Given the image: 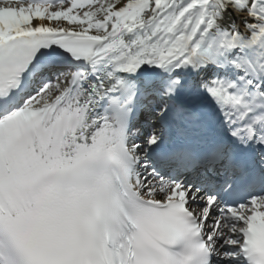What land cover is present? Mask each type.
<instances>
[{"label": "snow or ice", "instance_id": "snow-or-ice-1", "mask_svg": "<svg viewBox=\"0 0 264 264\" xmlns=\"http://www.w3.org/2000/svg\"><path fill=\"white\" fill-rule=\"evenodd\" d=\"M146 95L223 139L141 157ZM0 264H264V0H0Z\"/></svg>", "mask_w": 264, "mask_h": 264}, {"label": "bare ground", "instance_id": "bare-ground-1", "mask_svg": "<svg viewBox=\"0 0 264 264\" xmlns=\"http://www.w3.org/2000/svg\"><path fill=\"white\" fill-rule=\"evenodd\" d=\"M247 20L248 23H253L255 21L249 19L247 17V13H235L233 11H229L228 13L225 14L224 19L220 21L221 26L225 29H231L232 26H235L236 29L243 35H250V31L245 27V21ZM58 69H53V72L57 71ZM55 93V92H54ZM152 100H155L154 102L160 101L159 97L150 95L148 99L145 100V105H146V111L145 114L146 116L150 115L154 109H151L149 104L151 103ZM141 107H144L141 105ZM143 149V147H142ZM206 178H201L200 180H203ZM208 179V178H207Z\"/></svg>", "mask_w": 264, "mask_h": 264}]
</instances>
